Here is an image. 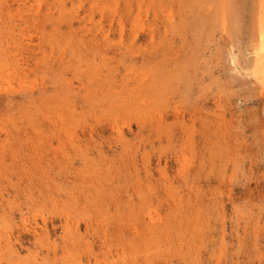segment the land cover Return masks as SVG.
Masks as SVG:
<instances>
[{"label": "rangeland", "instance_id": "obj_1", "mask_svg": "<svg viewBox=\"0 0 264 264\" xmlns=\"http://www.w3.org/2000/svg\"><path fill=\"white\" fill-rule=\"evenodd\" d=\"M261 26L264 0H0V264H264Z\"/></svg>", "mask_w": 264, "mask_h": 264}, {"label": "bare ground", "instance_id": "obj_2", "mask_svg": "<svg viewBox=\"0 0 264 264\" xmlns=\"http://www.w3.org/2000/svg\"><path fill=\"white\" fill-rule=\"evenodd\" d=\"M259 13V12H258ZM263 13V12H262ZM261 16V15H260ZM263 17V16H262ZM262 22V21H261ZM209 23V22H208ZM260 27V26H259ZM259 31H256V39H257V43L255 44V49H256V53L258 55L257 60L261 61L263 60L264 57V29L261 26L260 29H258ZM257 64V63H256ZM262 65L260 64V67ZM263 68V67H262Z\"/></svg>", "mask_w": 264, "mask_h": 264}]
</instances>
